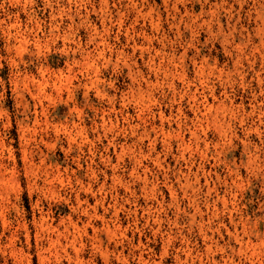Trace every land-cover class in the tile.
<instances>
[{
	"label": "rangeland",
	"instance_id": "rangeland-1",
	"mask_svg": "<svg viewBox=\"0 0 264 264\" xmlns=\"http://www.w3.org/2000/svg\"><path fill=\"white\" fill-rule=\"evenodd\" d=\"M0 264H264V0H0Z\"/></svg>",
	"mask_w": 264,
	"mask_h": 264
}]
</instances>
